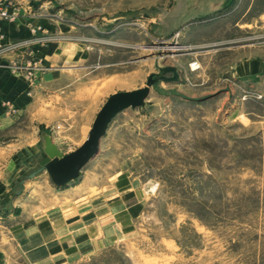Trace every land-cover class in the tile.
I'll return each mask as SVG.
<instances>
[{"label": "rangeland", "instance_id": "374dc122", "mask_svg": "<svg viewBox=\"0 0 264 264\" xmlns=\"http://www.w3.org/2000/svg\"><path fill=\"white\" fill-rule=\"evenodd\" d=\"M10 1L0 66L52 103L0 100V264H264V0ZM169 66L77 180L30 179Z\"/></svg>", "mask_w": 264, "mask_h": 264}, {"label": "water", "instance_id": "95a60500", "mask_svg": "<svg viewBox=\"0 0 264 264\" xmlns=\"http://www.w3.org/2000/svg\"><path fill=\"white\" fill-rule=\"evenodd\" d=\"M162 72L164 76L160 79L151 76L145 88L120 92L110 96L97 114L87 140L76 151L65 155L54 143L53 137L45 131L42 132L41 145L45 158L40 162V170L34 172L30 179L46 171L52 182L58 187H65L77 180L82 170L98 154L103 138L106 137L112 122L120 113L129 108L137 109L143 107L151 93L152 87L158 82L173 83L180 80V74L176 67H166L162 69ZM167 74H172V77H167Z\"/></svg>", "mask_w": 264, "mask_h": 264}, {"label": "crops", "instance_id": "0c3cea01", "mask_svg": "<svg viewBox=\"0 0 264 264\" xmlns=\"http://www.w3.org/2000/svg\"><path fill=\"white\" fill-rule=\"evenodd\" d=\"M3 27L4 30L10 29V23H4ZM3 69L4 67L0 66V100H11L15 107L22 111L37 110L42 108L47 102L52 103V100L42 95L40 91L33 93L35 95L33 98L30 94L31 89L28 88V83L20 79L19 74ZM7 121H9L8 116L0 120V125Z\"/></svg>", "mask_w": 264, "mask_h": 264}, {"label": "built area", "instance_id": "2783aa9c", "mask_svg": "<svg viewBox=\"0 0 264 264\" xmlns=\"http://www.w3.org/2000/svg\"><path fill=\"white\" fill-rule=\"evenodd\" d=\"M12 8H13V4L10 0H0V23L6 20L12 21L14 19L13 16L15 15L13 14L14 12H12ZM194 67L199 68L197 63L192 64V68ZM6 105L9 107L7 114H9L10 112H15L12 106L13 105L12 101L7 102ZM1 117H3V113L0 110V118Z\"/></svg>", "mask_w": 264, "mask_h": 264}, {"label": "bare ground", "instance_id": "6f19581e", "mask_svg": "<svg viewBox=\"0 0 264 264\" xmlns=\"http://www.w3.org/2000/svg\"><path fill=\"white\" fill-rule=\"evenodd\" d=\"M84 185H85V184H80V185H78L77 188H76V190H77L79 193L85 191Z\"/></svg>", "mask_w": 264, "mask_h": 264}, {"label": "trees", "instance_id": "16d2710c", "mask_svg": "<svg viewBox=\"0 0 264 264\" xmlns=\"http://www.w3.org/2000/svg\"><path fill=\"white\" fill-rule=\"evenodd\" d=\"M55 48L56 46H52L49 52L52 54L55 51Z\"/></svg>", "mask_w": 264, "mask_h": 264}]
</instances>
